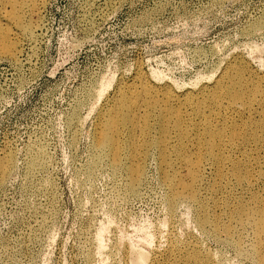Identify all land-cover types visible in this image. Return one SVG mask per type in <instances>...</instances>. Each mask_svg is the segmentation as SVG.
<instances>
[{
	"label": "rangeland",
	"instance_id": "obj_1",
	"mask_svg": "<svg viewBox=\"0 0 264 264\" xmlns=\"http://www.w3.org/2000/svg\"><path fill=\"white\" fill-rule=\"evenodd\" d=\"M12 4L0 0V9L31 27L13 59L0 56V160H9L0 178V264H131L141 251L148 260L162 254L170 237L211 264H258L251 232L215 201L264 200V140L248 151L249 178L238 181L228 165L221 181L205 170L204 212L188 200L170 206L157 150L142 159L131 191L124 168L114 170L93 142L117 91L140 89L136 78L176 94L211 86L235 63L263 78L264 0ZM202 213L210 222L200 227ZM215 219L235 234L215 232Z\"/></svg>",
	"mask_w": 264,
	"mask_h": 264
},
{
	"label": "bare ground",
	"instance_id": "obj_2",
	"mask_svg": "<svg viewBox=\"0 0 264 264\" xmlns=\"http://www.w3.org/2000/svg\"><path fill=\"white\" fill-rule=\"evenodd\" d=\"M5 1L11 6L15 2ZM24 22H19L16 13L0 9V26L5 28L0 32L1 57H15L18 36L31 27ZM136 83L140 89L134 86L126 92L117 91L93 142L97 149L108 154L114 170L124 168L131 191L141 183L142 159L150 149L157 150L171 207L178 201L188 200L199 202L201 211L206 210L200 201L203 197L200 185L207 168L216 172L219 181L224 178L227 165V173L238 181L249 178L248 151L264 140V77L255 79L245 63H235L223 69L211 86H202L197 91L176 94L169 86L152 89L144 85L142 78H136ZM155 113L157 117L153 121ZM151 133L158 136L152 137ZM234 152L241 158L234 157ZM8 165V159L0 160V178ZM215 202L220 210L229 211L230 220L234 219L241 229L251 232L253 249L250 252L258 264H264V200L257 201L254 207L236 204V200L225 203L221 198ZM209 222L205 213L197 218L200 227ZM211 223L215 232L235 234L229 224L218 219ZM168 241L162 254L154 251L150 258L145 254L148 260L140 250L141 254L135 253L137 256L131 264H211V258L191 244L184 247L174 237Z\"/></svg>",
	"mask_w": 264,
	"mask_h": 264
}]
</instances>
